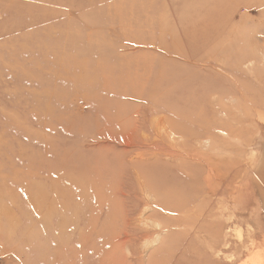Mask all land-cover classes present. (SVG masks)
Masks as SVG:
<instances>
[{"label":"rangeland","instance_id":"rangeland-1","mask_svg":"<svg viewBox=\"0 0 264 264\" xmlns=\"http://www.w3.org/2000/svg\"><path fill=\"white\" fill-rule=\"evenodd\" d=\"M214 87L252 116L217 132V195L160 154L159 191L189 202L166 211L140 175L182 116L158 104L195 99L197 125ZM260 101L264 0H0V264H264Z\"/></svg>","mask_w":264,"mask_h":264},{"label":"bare ground","instance_id":"bare-ground-1","mask_svg":"<svg viewBox=\"0 0 264 264\" xmlns=\"http://www.w3.org/2000/svg\"><path fill=\"white\" fill-rule=\"evenodd\" d=\"M182 90L184 89H181L180 91ZM213 91L218 95H213L214 97H212L211 100L213 108L209 114H211L210 118H212V120L207 118L203 120L200 119V123H197V125L194 124L196 118L189 114L190 112H186L184 110L188 106V103L192 102V104H196L197 101L195 99H190L184 97L183 94L177 93L175 98H173L175 100H173L172 103L166 101L164 104L163 102L158 104V106H160L158 108L168 111L171 115L172 111L175 110V116H182L180 118L174 117L176 119H172L169 118L168 115L167 117H162L161 119L163 120H159L157 126L163 125V130L156 128L154 131V143H149L148 148L156 147L155 149L159 150L160 153L148 152L145 154H140L141 157H145L146 154H152L153 157L156 158V165H154L156 167L152 166V168L149 165H143V167H141L142 171H140V175L141 179L143 180V185L146 188L145 191L148 198L150 200H157L158 202L156 204H159L166 211H182V209L186 208V204L189 202L179 193V191L172 188H163L161 191H159L164 184L161 181L159 184V181L155 176L156 171L154 168L167 169L165 164L161 162L160 159H158L160 154L167 155L168 158L178 157V159H182L185 162L188 160L192 161L193 158L199 162L198 165L207 166L208 173L205 177V180L208 181V193L217 195L216 190L220 184L218 181H216V179H218L219 175L218 170L220 168H218V165L220 160H217L216 157L214 158L209 152L218 148L219 145H222V142L219 141L221 137L217 134V132H227L226 134L229 133L232 137L233 134L236 135L238 129V126L236 128V126L233 125V121H235V123H241L243 122L242 117L250 118L252 116L251 113H247L242 110V114L240 113V115L233 113V109L231 111V105H229V103L239 100V97L235 94L231 97H228L229 91L227 87L221 89L214 87ZM225 98H227L228 101H224ZM178 102L181 103V107L177 105ZM259 104L264 110V101H260ZM164 105L167 107V109L164 107ZM184 117H186V119H184ZM230 118H232L231 123H229ZM168 119H170V121ZM180 120L182 123H179ZM185 125L196 127L197 130H193L191 127L190 129ZM164 143L166 144V147L163 146ZM148 181L150 183H148ZM150 186L152 187L154 193L151 192L152 190L150 189ZM156 192H158V194H155ZM148 207L149 208L143 210L142 216L145 215V212L149 211L153 206L151 207V205H149Z\"/></svg>","mask_w":264,"mask_h":264}]
</instances>
